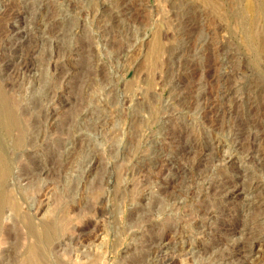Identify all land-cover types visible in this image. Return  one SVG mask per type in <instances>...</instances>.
Segmentation results:
<instances>
[{
  "label": "rangeland",
  "instance_id": "rangeland-1",
  "mask_svg": "<svg viewBox=\"0 0 264 264\" xmlns=\"http://www.w3.org/2000/svg\"><path fill=\"white\" fill-rule=\"evenodd\" d=\"M178 128L200 156L178 152ZM238 131L262 137L257 160ZM209 137L245 172L241 200L211 189L236 175L207 161ZM0 157L16 204L0 264H154L159 237L205 264L191 248L205 209L244 242L236 264L264 228V0H0ZM163 158L181 169L166 181ZM29 225L55 227L42 261Z\"/></svg>",
  "mask_w": 264,
  "mask_h": 264
},
{
  "label": "bare ground",
  "instance_id": "bare-ground-1",
  "mask_svg": "<svg viewBox=\"0 0 264 264\" xmlns=\"http://www.w3.org/2000/svg\"><path fill=\"white\" fill-rule=\"evenodd\" d=\"M17 17L19 20L20 16H17ZM12 112H13V110H12ZM12 112L9 109L6 110L7 125L10 128H12L13 126H15V128H16V127H18L17 125L19 124L20 121H19L18 117H16L14 115V112L13 113ZM19 126L21 127V125H19ZM180 127H182V126H180ZM173 132H174V130H173ZM187 132H188V129H187ZM187 132H186V128H178V130H177V133L179 134V136H178L179 138L176 137L175 139L179 140V142L177 143L178 144L177 148L179 149L178 152L179 153H182V152L187 153L185 151L187 149H190L191 151L194 152L195 156H196V154H198L197 156H200L199 153H197V149L199 147L198 146L199 144H197L198 136H200V135H198L199 133L197 135L191 136V142L182 141L183 139H185V136H183V135L186 134ZM238 133L239 134H237V135L239 137L238 138L239 141L238 142L235 141V144H237L236 147L238 149H243L245 151V153L247 152V154L249 156V161L250 160L251 161L257 160L256 159L258 157L257 153L259 152L258 142L262 140V137L259 136L257 133H250V134H248V136H249L248 142L243 143L242 140H240V139L244 135V133L241 134L239 131H238ZM201 135H202V133H201ZM19 139H21V136H19ZM193 141H195V142L197 141V142L195 144H193ZM225 141L227 142V140H225L224 138L213 137L212 139L210 138V141H207V139H206L202 143V146L204 147L203 155H205V158L206 157L208 158L207 161L213 163L216 161L219 162L221 160V161L225 162L224 164L227 166L228 170L234 172L236 175L233 179L232 178H230V179L226 178V180L220 184L215 183L211 187V189L213 191H216L219 188H220V190H223V192H225V196L222 199L225 201L241 200L243 197L244 191H245V189H244L245 188V185H244L245 175L243 174L245 172H243V170H241L236 156L227 155L224 152V150H226L225 148L228 145ZM228 142H229V140H228ZM185 143L189 147H187ZM190 150H188V151H190ZM219 153H220V155H219ZM200 158L198 160H196L197 164L199 162L203 161V160L200 161ZM196 159H197V157H196ZM201 159H203V158H201ZM3 162H4V160H3ZM162 162H164V165L162 166V173L160 175H162L161 180H163V181H166V178H168L172 175L178 174L181 171V169L179 168L180 166L179 167H178V165L176 166L174 161L170 160L169 158L167 160L166 159L162 160ZM197 167H199V166H197ZM253 173H250L247 175L250 177V175H253ZM6 175H7V171H6V169L2 163V159L0 157V220H1L2 216L4 215L6 209H8V208H11L13 210L16 209L15 202L11 201V198L9 197L7 192L1 190V185H2ZM164 177H166V178H164ZM226 188H229L228 191ZM223 192L219 191V194L222 196ZM216 209H217V207H216ZM216 214L217 213L215 211H212V210L207 211L205 209L203 211H200V213L196 216V218L193 219L194 224L193 225L190 224V225L195 230H197L198 228L201 229V227H204V228H203V230H201L203 232L199 234L198 238H196V240H193L191 248L194 251H196L197 255H199V254L201 255L200 257L205 262V264H231L228 260L231 257H235V256L238 257L241 254L242 250L244 248H246V246H245L244 242H242L240 240H234L235 242H233V243L230 242V244H228V240L226 238L215 234V232H220L222 230L221 229L222 222L220 219H218V224L215 225L216 223L214 221L217 219ZM194 217H195V215H194ZM201 224H202V226H201ZM213 226H215V227H213ZM238 227L240 228L239 222L237 220V221H235V224H233V228H231V230L234 232V231H236V229ZM29 230L31 233H33L36 236V240L38 241V243H40V246H39V244L36 245V248L33 250H34V254L42 261V259L47 254L48 243L51 240V236L55 230V227L53 228V226H48L42 230L41 234H38L36 229L32 225H29ZM253 236L254 237H252V236L251 237L253 239L255 238V240L252 243H250V245L247 248L248 256L239 257L240 260L236 264H264V228H262V229L259 228V230L253 232ZM152 241H154V242L158 241L156 243V245L153 244L154 245L153 248L150 247L149 251H147L149 253V255L152 256L151 260L154 262V264H176L177 262L179 264L185 263V260H186L185 257L190 252V248H187L186 246L182 245L178 249V252L176 254L179 257V258H177L176 255H174V254H173L174 256L169 255L168 248H169L170 243H169V241H166V239L164 237L155 238ZM221 244L226 245V248L221 249ZM216 249H219V251L218 252L216 251L217 253H214V255H213L212 252H214ZM147 252H146V254H148ZM143 256L144 255H142V256L140 255L136 258H133V260H131L132 261L131 264H136L138 262L140 263V260L142 259ZM180 257H183L184 259H181ZM215 260L216 261L218 260V261L215 262ZM219 260H221L222 262H220ZM42 263L46 264L44 259H43Z\"/></svg>",
  "mask_w": 264,
  "mask_h": 264
}]
</instances>
